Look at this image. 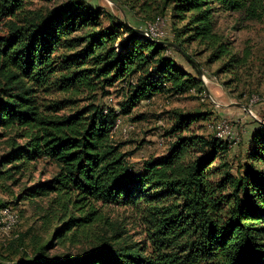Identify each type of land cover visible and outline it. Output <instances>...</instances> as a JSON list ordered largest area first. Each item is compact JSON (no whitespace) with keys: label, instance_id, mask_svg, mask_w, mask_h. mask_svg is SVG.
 I'll return each mask as SVG.
<instances>
[{"label":"trees","instance_id":"16d2710c","mask_svg":"<svg viewBox=\"0 0 264 264\" xmlns=\"http://www.w3.org/2000/svg\"><path fill=\"white\" fill-rule=\"evenodd\" d=\"M30 1L0 0V141L9 149L0 156V183L46 160L56 168L52 179L14 201L54 194L50 211L61 216L47 240L34 234L26 244L32 230L12 237L7 249L20 256L13 264H264V125L252 134L237 174L225 159L228 141L195 134L180 137L167 155L135 172L113 140L119 117L156 96L203 93L198 70L192 74L168 53L177 49L187 59L181 43H161L110 14L105 27L103 13L86 0L45 11L27 9ZM169 7L183 24L174 29L176 40L204 47L209 62L223 61V73L236 75L248 54L233 52L218 32L216 14H238L264 27V0H165L163 10ZM119 82L127 87L120 112L97 104V96L83 107L77 100H48L54 93L99 89L105 97ZM175 114L172 134L205 117ZM113 206L131 209L145 238L132 241L107 215ZM6 207L0 201V209ZM50 214L41 218L45 232ZM95 225L88 249L49 256L57 242L91 237Z\"/></svg>","mask_w":264,"mask_h":264},{"label":"rangeland","instance_id":"374dc122","mask_svg":"<svg viewBox=\"0 0 264 264\" xmlns=\"http://www.w3.org/2000/svg\"><path fill=\"white\" fill-rule=\"evenodd\" d=\"M164 1L86 0L88 4L103 13L102 22L105 27L109 25L106 17L109 14L126 22L134 29L140 30L150 29L152 26L154 30H159L164 23L165 40L157 39V41L181 43L187 56L195 62V69L192 64L190 67L187 59L177 52V49L168 51V53L184 64L192 74H196V70H199L205 88L203 93L191 90L181 96L165 94L156 96L149 103L142 102L130 115L119 117L113 132V140L116 144L122 145L121 151L127 154V161L132 169L140 172L146 161L167 155L171 144L180 137L191 134L205 138L215 136L230 143L231 149L225 159L229 163L231 172L237 174L243 171V164L247 161L252 134L264 125V27L258 22L245 21L238 14H216L218 32L224 34L232 43L233 52L241 55L248 54L246 66L237 71L236 75L223 73L219 70L223 61L209 62L210 53L206 52L204 47L182 43L181 39L176 40L174 29L180 28L183 24L176 23L170 7L163 10ZM63 2L65 0L53 2L31 0L27 4V9L45 11ZM229 81L232 83L225 86L224 83ZM106 91L109 95L105 97H102L103 91L100 89L93 93L88 90L54 93L48 97V100H77V106L83 107L89 104L90 96H97V104L120 112V106L125 101L127 87L125 88L123 83L119 82L107 88ZM73 108H76V104L66 107L64 112H69ZM176 112L201 114L205 117L193 121L186 129L172 134L171 130L177 118ZM219 128H223L222 131H224L221 135L217 132ZM228 131L234 133V140L226 137ZM19 143L21 144L22 141ZM8 150L5 139L0 141V156ZM55 173V166L46 160L39 159L28 164V170L17 173L12 181L0 183V201L8 203L10 207L5 209L11 210L10 215L13 214L14 218L12 225L17 226V228L5 227L6 210L0 209V264H13L14 260L20 258L14 250L7 249L12 242V237L16 234L32 230L26 239V244H29L34 234H40L47 240L54 227L58 225L57 218L61 215H57L56 218L55 212L50 211V208L56 206L50 204L56 195L51 194L35 200L14 201V198H18L26 188L52 179ZM46 212L52 215V224L48 225L50 232L44 231L45 225L41 219ZM107 215L112 221L121 223L132 241L139 242L145 238L144 229L136 225L131 209L113 206L108 209ZM14 230L15 232L12 233ZM96 231L95 225L90 231L92 232L91 237L80 235L78 239H74V242H57L50 250L49 256L62 258L65 255L80 254L88 249L93 238L97 237ZM27 252L32 255L33 245L28 246Z\"/></svg>","mask_w":264,"mask_h":264},{"label":"built area","instance_id":"2783aa9c","mask_svg":"<svg viewBox=\"0 0 264 264\" xmlns=\"http://www.w3.org/2000/svg\"><path fill=\"white\" fill-rule=\"evenodd\" d=\"M163 26H164V23H163ZM162 27H159V30H150V29H144L142 30L143 34H146L148 36H153V37H156L158 39H161L162 41L165 40V37H166V32H165V29ZM204 80H206V77L204 76ZM223 128H219V130L217 131L220 135L221 133H223L224 131H222ZM232 131V130H231ZM231 131H228V134L226 137L230 138V139H235V135L233 132ZM2 210H6L5 208H2ZM5 227H17V226H13L12 225V219L10 218V214H8L7 212V220H6V226Z\"/></svg>","mask_w":264,"mask_h":264},{"label":"water","instance_id":"95a60500","mask_svg":"<svg viewBox=\"0 0 264 264\" xmlns=\"http://www.w3.org/2000/svg\"><path fill=\"white\" fill-rule=\"evenodd\" d=\"M129 26V25H128ZM138 33H140V34H143V32H142V30H140V29H135ZM166 45H170V46H173V44L172 43H165ZM187 58H188V60L191 62V64L193 65V67L195 68L196 67V65H195V62L192 60V59H190V57H188L187 56ZM198 72H199V75L201 76V72L198 70Z\"/></svg>","mask_w":264,"mask_h":264},{"label":"bare ground","instance_id":"6f19581e","mask_svg":"<svg viewBox=\"0 0 264 264\" xmlns=\"http://www.w3.org/2000/svg\"><path fill=\"white\" fill-rule=\"evenodd\" d=\"M150 30H154V27L152 26V27H150ZM151 38H153V39H155V40H157L158 38H156V37H153V36H150ZM120 123H118V125H119ZM11 210H7L6 209V211H5V213H6V215H7V212H8V214H10L11 212H10ZM16 214V213H15ZM5 215V214H4ZM5 215V216H6ZM10 218L12 219V224L14 223V218H13V214H11L10 215ZM15 220L17 221V219L15 218ZM5 223V222H4ZM9 229V228H8Z\"/></svg>","mask_w":264,"mask_h":264},{"label":"crops","instance_id":"0c3cea01","mask_svg":"<svg viewBox=\"0 0 264 264\" xmlns=\"http://www.w3.org/2000/svg\"><path fill=\"white\" fill-rule=\"evenodd\" d=\"M187 58V57H186ZM177 60V59H176ZM187 60H188V58H187ZM178 61V63H180L187 71H189L188 69H187V67L184 65V64H182L181 62H179V60H177ZM189 61V60H188ZM188 64H190V67H191V62L189 61L188 62ZM192 67H193V65H192Z\"/></svg>","mask_w":264,"mask_h":264}]
</instances>
